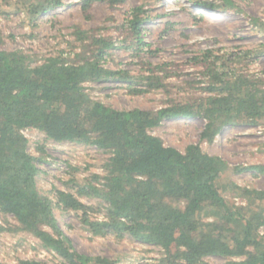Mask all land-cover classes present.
<instances>
[{
	"label": "trees",
	"instance_id": "obj_1",
	"mask_svg": "<svg viewBox=\"0 0 264 264\" xmlns=\"http://www.w3.org/2000/svg\"><path fill=\"white\" fill-rule=\"evenodd\" d=\"M92 1L84 0L87 7ZM97 1L114 6L125 0ZM196 4L240 11L235 0ZM61 5L62 0H40L26 10L35 15ZM146 13L143 6L130 11L124 27L135 41L127 44L124 38L126 47L141 48ZM76 34L84 44L73 62L59 52L34 65L23 50L0 49V214L14 215L15 229L34 235L63 257V264L119 263L79 252L61 229L56 208L81 212L93 235H129L162 247L161 264H211L207 256H223L225 264H264V206L247 212L225 197L219 180L230 169L228 161L195 143L181 151L151 132L164 119L200 118L206 121L201 138L212 142L227 126H264V73L261 77L234 66L263 55L264 44L235 60L205 53L208 80L202 98L171 99L157 110L118 109L92 98L84 84L124 82L138 94L164 87L163 77L154 67L137 82L129 70L105 66L110 49L117 46L113 38L85 30ZM26 128H37L57 143L93 145L110 154L103 175L74 184L78 195L104 203V220L91 218L93 207L75 192L54 186L50 196L40 190L38 162L45 159V146H38L40 156L30 153ZM234 169L264 175V163ZM237 188L253 203L264 201V190ZM15 264L44 263L21 259Z\"/></svg>",
	"mask_w": 264,
	"mask_h": 264
},
{
	"label": "rangeland",
	"instance_id": "obj_2",
	"mask_svg": "<svg viewBox=\"0 0 264 264\" xmlns=\"http://www.w3.org/2000/svg\"><path fill=\"white\" fill-rule=\"evenodd\" d=\"M38 1L0 0V49L23 50L34 65L59 52H64L73 62L75 52L84 44L77 38V30L113 38L117 46L110 49L105 66L129 70L137 82H140L138 76L149 74V68L155 67L165 84L162 88L138 94L131 93L124 82L84 84L92 98L118 109L157 110L171 99L202 98L206 96L203 87L208 80L205 53L214 51L215 55L235 60L243 56L244 51L264 44V0H235L240 11L210 10L196 4L206 0H125L114 6L95 0L88 7L84 0H62L59 7L31 15L26 7ZM138 6L147 11L140 34L139 47L142 49L137 45L126 47L123 41L126 37L127 44L135 41L130 28L124 25L130 11ZM234 66L239 71L262 77L264 54L238 60ZM205 124L200 118L164 119L151 132L166 145L181 151L195 143L204 151L221 156L230 164V169L219 180L225 197L247 212L264 206V201L253 203L237 188L264 190V175L234 169L235 166L264 163V126H227L208 142L201 138ZM25 132L29 136L30 153L40 156L38 146H45V159L38 162L37 175L43 193L54 196V186L75 192L74 184L86 182L93 174H104L103 163L110 156L108 152L93 145L54 142L46 139L37 128H28ZM76 195L93 207L89 210L91 218L105 219L106 210L101 200ZM55 213L64 234L81 253L106 256L118 260L119 264H161L164 250L160 246L142 243L129 235L123 238L112 233L93 235L82 222L81 212H63L56 208ZM17 224L14 215L0 214V261L8 264L21 259L44 264L65 262L31 233L15 229ZM260 231L264 234V227ZM205 260L211 264H225L228 259L207 256Z\"/></svg>",
	"mask_w": 264,
	"mask_h": 264
},
{
	"label": "built area",
	"instance_id": "obj_3",
	"mask_svg": "<svg viewBox=\"0 0 264 264\" xmlns=\"http://www.w3.org/2000/svg\"><path fill=\"white\" fill-rule=\"evenodd\" d=\"M26 129H28V128H26ZM23 133H24V135L26 136V137H28L29 138V136L26 134V132H25V129L23 130Z\"/></svg>",
	"mask_w": 264,
	"mask_h": 264
}]
</instances>
